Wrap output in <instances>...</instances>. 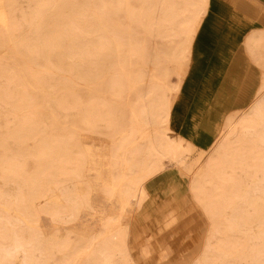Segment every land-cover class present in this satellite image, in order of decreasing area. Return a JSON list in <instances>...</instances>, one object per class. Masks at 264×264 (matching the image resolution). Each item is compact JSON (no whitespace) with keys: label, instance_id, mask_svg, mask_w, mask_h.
I'll return each instance as SVG.
<instances>
[{"label":"rangeland","instance_id":"obj_1","mask_svg":"<svg viewBox=\"0 0 264 264\" xmlns=\"http://www.w3.org/2000/svg\"><path fill=\"white\" fill-rule=\"evenodd\" d=\"M209 3L0 0V264H264L263 138L251 128L208 166L221 130L200 148L171 122ZM248 114L227 123L264 124ZM168 129L188 157L146 219L144 151ZM108 163L115 188L91 173Z\"/></svg>","mask_w":264,"mask_h":264},{"label":"crops","instance_id":"obj_2","mask_svg":"<svg viewBox=\"0 0 264 264\" xmlns=\"http://www.w3.org/2000/svg\"><path fill=\"white\" fill-rule=\"evenodd\" d=\"M263 29L264 0H210L194 43L191 68L171 120L173 129L200 148L215 141L226 114L243 111L257 98L263 70L249 52L248 36L264 32ZM106 170L113 172L109 163L102 172L94 166L91 173H95V184L101 182L102 187L115 188L114 175L108 180ZM173 183V172L167 168L144 184L148 195L145 218L155 201L161 199L160 194L172 193ZM106 194L109 200L117 199L121 211L115 189Z\"/></svg>","mask_w":264,"mask_h":264},{"label":"bare ground","instance_id":"obj_3","mask_svg":"<svg viewBox=\"0 0 264 264\" xmlns=\"http://www.w3.org/2000/svg\"><path fill=\"white\" fill-rule=\"evenodd\" d=\"M200 1L204 2L205 4H207L209 2V0H200ZM203 14H204V12L198 10L195 14L196 19L197 20L201 19V21H202V15ZM252 32H253V30H252ZM250 34H252V33H250ZM257 34H258L257 32L256 33L254 32L252 35L248 36L249 37L248 38V40H249V52L252 54L255 62L260 64V66L264 68V33L260 32L259 33L260 37H257ZM188 35H190V30L188 32ZM189 37L190 36L187 37V40L185 43H183V45H185L186 50L191 52L190 45L192 44V41L190 40ZM64 38H66V37H64ZM184 54H186V53H184V52L176 53L175 56L178 57V56H181ZM262 89H264V82L262 83V86H261L260 91H259V92H261V95H264V92L262 91ZM174 103H175V98H172V97L167 98L168 113L165 116L166 122L170 121V119H171V112H172V108H173ZM257 104L258 103L251 102V105H257ZM143 109H144V112L146 115V121L148 122V125L152 124L154 122L158 123L157 119L161 118V114H157L154 107L148 108L147 106H143ZM252 109H257V108L253 107ZM249 111H253V114H252L253 118H257L256 120L264 121V110L260 111V110L249 109V110H243L240 112H230V113L226 114L224 116L223 120L221 121V125L219 128V131L221 130L220 131V138H218V140L216 139L215 147L213 149H211V151H210L213 155L211 157H209L210 160H209V163L207 164L208 166L210 164H212V160H214V154H215V156H217L218 160L222 159L224 157L223 151H224V148L227 145V143H230V144L240 143L244 133L249 132V130L251 128L255 129V131L253 133L255 136L263 138V140H264V124H258L257 123V125L255 127H253V123L252 124L227 123V121L232 122V121H236V120H243V121L253 120V119L249 118V114H248ZM160 141H161V139H160L159 135L156 136L152 145L149 146L150 149H148L147 151H144L147 158H149V155L157 156L156 159H151V163H152V160L153 161L155 160V162L157 163L153 167V169H155L153 171V175H154L153 177L157 176L158 173H160L162 170H164L166 168L167 164L169 165V167L176 168L179 171L181 169H184L188 155H187V152H185L186 154H183L181 152V150H182L181 141L177 140V137L174 134V132L171 129H168L165 133V142L163 140L161 142ZM225 142H227V143H225ZM161 143H163V144H161ZM210 148H212V147H210ZM208 154H209V152H208ZM160 167H161V169H160ZM157 168H159V169H157ZM260 172H261V175L259 178L253 177V178H250V180H251V182L255 183L256 179H258L259 182H258V184H256V188L258 187L257 190L259 192H262V188L264 187V168H262ZM129 214H130L129 211L125 212L126 216H129Z\"/></svg>","mask_w":264,"mask_h":264}]
</instances>
